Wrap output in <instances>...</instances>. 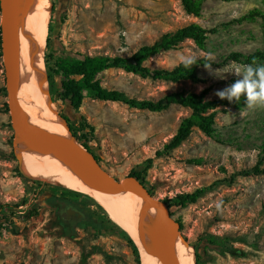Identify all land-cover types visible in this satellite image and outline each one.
Returning <instances> with one entry per match:
<instances>
[{"label": "rangeland", "instance_id": "obj_1", "mask_svg": "<svg viewBox=\"0 0 264 264\" xmlns=\"http://www.w3.org/2000/svg\"><path fill=\"white\" fill-rule=\"evenodd\" d=\"M54 2L49 51L57 57H128L191 23L214 30L202 49L187 40L145 62L150 69H172L186 58L209 61L197 69L202 83L152 81L121 70L98 76L103 88L120 91L127 99L158 100L173 92L200 94L204 89H209L205 100L218 99L217 92L243 79L244 65L264 64V59L245 62L255 52L264 54V17L237 22L254 11L264 16V0H207L197 18L186 14L179 0ZM233 54L241 58L235 61ZM46 96L56 115L69 121L79 142H86L100 166L117 180L146 170L145 187L161 201L200 192L195 203L171 207L170 212L203 263L264 264V175H252L264 153V107L217 110L212 136L194 128L178 149L156 156L190 110L171 105L152 113L102 102L88 93L80 109L73 110L58 78ZM17 134L8 109L0 31V264H137L132 244L111 232L107 221L105 229L83 225L73 231L61 223L60 216L67 217L68 209L76 210L68 206L58 210L53 199L68 189L22 175ZM258 167L264 169V161ZM67 196L79 203L83 214L97 217L92 204ZM24 202L25 206L14 207Z\"/></svg>", "mask_w": 264, "mask_h": 264}, {"label": "trees", "instance_id": "obj_2", "mask_svg": "<svg viewBox=\"0 0 264 264\" xmlns=\"http://www.w3.org/2000/svg\"><path fill=\"white\" fill-rule=\"evenodd\" d=\"M183 8V11L193 17H199L203 3L207 0H179ZM55 10V2L52 0L51 12ZM256 17H264L258 11L250 12L248 16L242 17L237 22L246 20H253ZM52 25H48V35L46 40V48L44 53V66L46 70L47 83L50 90L54 86L55 79H59V87L64 94L69 107L73 110H79L82 106V102L86 93L93 96L94 99L102 102L111 103H124L132 108L139 110H146L148 112L157 113L167 110L171 105H178L182 108L190 110L189 116L183 118L179 124V127L174 136L164 144L162 149L156 152V156H161L163 153L171 152L178 149L189 137L192 130L197 128L206 136H212L215 123V116L217 110H225L226 108L234 107L240 110L245 104V97L242 95L240 99L228 101L227 98L221 100L220 98L214 100H205V96L208 94L209 89H204L200 94L185 93V92H173L163 96L158 100H143L137 101L127 99L125 95L117 90H108L103 88L98 76L108 70H121L127 74H133L142 78H147L152 81H161L171 84H179L181 82L189 81L193 84L202 83L198 77L197 69L205 65H209V61H195V64L190 67H185L183 61L178 63L172 69H150L145 66V62L152 57H155L161 53L169 52L176 49L183 42L190 40L197 47L204 48L207 36L214 33V30L204 29L197 23H191L187 26L180 28L179 30L164 34L158 41L152 45H143L139 47L133 54L128 57L122 56H103V55H84L78 58H63L57 57L52 51H49V44L51 41ZM231 58L238 61L241 58L238 54L231 55ZM259 59H264V54L255 52L245 58L247 64H255ZM236 81H233L231 86ZM64 118V117H63ZM67 123L69 121L64 118ZM70 126V125H69ZM71 132L74 137L78 140L75 132L70 126ZM81 141V140H78ZM82 145L89 151L90 147L86 142H81ZM96 161L99 162L98 157L94 156ZM264 161L263 157L260 159L258 165L254 167L252 175H264V169H259L258 166ZM146 170L143 172L132 171L128 176L135 178L139 183L145 187L144 175ZM20 176V175H19ZM243 176H250L247 173H243ZM38 187L42 184L34 182ZM43 184H46L43 182ZM49 186V185H48ZM146 188V187H145ZM147 189V188H146ZM151 196L152 192L147 189ZM72 194L82 200L92 204L97 209V217L94 215L83 214V209L79 206L77 201H72L67 194ZM200 195V192L192 194L180 195L171 201H163L168 205L169 210L171 207L184 208L187 204H193L196 202ZM56 209L60 210L64 206H68L76 210L79 214H83V217L79 220L76 217L67 218L60 216L61 223L73 231L76 226L90 225L96 228H103L110 223L111 232L116 235L126 238L134 248V252L137 257V264H139V255L132 239L129 237L126 231H124L119 225L113 223L106 209L101 207L94 199L74 190H64L59 196L53 199ZM27 202L21 205H15L18 209L20 206H25ZM7 207L9 205H6ZM31 217L36 216V213L29 212ZM170 215L172 213L170 212ZM12 217V216H10ZM9 216L5 217L4 220H8ZM108 223H107V222ZM177 221V220H176ZM178 222V221H177ZM180 230H182V225ZM196 264H205L197 253L194 255Z\"/></svg>", "mask_w": 264, "mask_h": 264}, {"label": "bare ground", "instance_id": "obj_3", "mask_svg": "<svg viewBox=\"0 0 264 264\" xmlns=\"http://www.w3.org/2000/svg\"><path fill=\"white\" fill-rule=\"evenodd\" d=\"M17 2L31 27L27 55L22 66L17 69V75L31 87L41 110L47 115L56 116L55 107L46 96L48 84L42 61L48 35L51 0H17ZM17 37L18 28L14 27L9 34L10 46L14 45ZM17 110L20 111L18 103ZM61 143L60 137L54 132L33 134L25 125L19 124L15 144L22 175L48 183L63 184L95 199L106 209L109 218L132 239L138 251L139 264H160L156 257L157 224L146 206L140 201L121 203L89 187ZM55 146L59 148L55 150L53 148ZM43 149L47 151L44 152ZM182 261L183 264H195L194 252L189 244H185L183 248Z\"/></svg>", "mask_w": 264, "mask_h": 264}, {"label": "water", "instance_id": "obj_4", "mask_svg": "<svg viewBox=\"0 0 264 264\" xmlns=\"http://www.w3.org/2000/svg\"><path fill=\"white\" fill-rule=\"evenodd\" d=\"M0 16L5 89L10 117L17 132L19 124H23L33 134L40 132L56 133L62 141L61 146L68 153L89 187L108 195L118 202L134 203L140 201L146 206L157 224L156 257L159 263L183 264L182 252L186 242L179 223L170 215L168 205L152 197L149 191L135 178L128 176L123 180H117L111 176L96 161L93 153L89 152L74 137L69 124L63 117L59 115L50 116L41 110L31 87L18 77L17 69L24 63L30 44L31 27L27 18L19 9L17 0H0ZM14 27L18 28V37L14 45L10 46L9 34ZM17 103L20 105V111L17 110ZM53 148L56 150L59 146ZM43 150L44 152L47 151L46 149ZM38 180L82 193L63 184ZM66 215L68 218H81L79 213L71 209L66 211Z\"/></svg>", "mask_w": 264, "mask_h": 264}, {"label": "clouds", "instance_id": "obj_5", "mask_svg": "<svg viewBox=\"0 0 264 264\" xmlns=\"http://www.w3.org/2000/svg\"><path fill=\"white\" fill-rule=\"evenodd\" d=\"M185 67L195 64L194 58H186L183 61ZM245 75L243 79L237 80L226 90L217 92V96L229 102L245 97L246 109L252 110L257 107H264V64L253 68L251 65H244Z\"/></svg>", "mask_w": 264, "mask_h": 264}, {"label": "flooded vegetation", "instance_id": "obj_6", "mask_svg": "<svg viewBox=\"0 0 264 264\" xmlns=\"http://www.w3.org/2000/svg\"><path fill=\"white\" fill-rule=\"evenodd\" d=\"M92 152V151H91ZM94 156H96V155H94ZM97 157V156H96Z\"/></svg>", "mask_w": 264, "mask_h": 264}]
</instances>
